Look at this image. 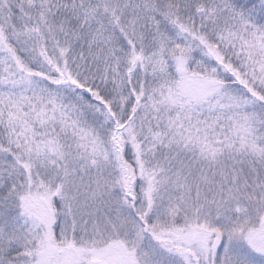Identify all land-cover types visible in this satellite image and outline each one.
<instances>
[{
  "label": "snow or ice",
  "instance_id": "1",
  "mask_svg": "<svg viewBox=\"0 0 264 264\" xmlns=\"http://www.w3.org/2000/svg\"><path fill=\"white\" fill-rule=\"evenodd\" d=\"M0 264H264V0H0Z\"/></svg>",
  "mask_w": 264,
  "mask_h": 264
}]
</instances>
